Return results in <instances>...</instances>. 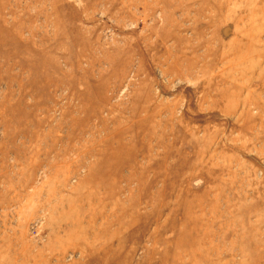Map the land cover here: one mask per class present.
I'll use <instances>...</instances> for the list:
<instances>
[{"label":"rangeland","instance_id":"374dc122","mask_svg":"<svg viewBox=\"0 0 264 264\" xmlns=\"http://www.w3.org/2000/svg\"><path fill=\"white\" fill-rule=\"evenodd\" d=\"M0 264H264V0H0Z\"/></svg>","mask_w":264,"mask_h":264},{"label":"bare ground","instance_id":"6f19581e","mask_svg":"<svg viewBox=\"0 0 264 264\" xmlns=\"http://www.w3.org/2000/svg\"><path fill=\"white\" fill-rule=\"evenodd\" d=\"M249 44V43H248ZM240 47V46H239ZM256 57H257V55H256ZM203 58V57H202ZM202 58H200V59H202ZM198 59H199V57H198ZM219 59V58H218Z\"/></svg>","mask_w":264,"mask_h":264}]
</instances>
